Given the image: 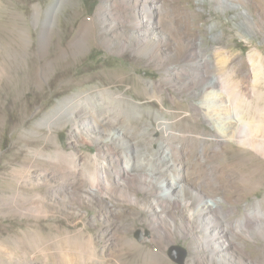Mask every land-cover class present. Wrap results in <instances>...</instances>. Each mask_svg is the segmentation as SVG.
<instances>
[{"label": "rangeland", "instance_id": "374dc122", "mask_svg": "<svg viewBox=\"0 0 264 264\" xmlns=\"http://www.w3.org/2000/svg\"><path fill=\"white\" fill-rule=\"evenodd\" d=\"M134 1L0 0V264H176L168 256L174 247L184 249V264H208L198 224L185 221L190 212L172 209L164 215L158 205L164 183L143 189L140 179L126 173L125 156L140 165L136 170L150 171L141 158L153 169L183 176L205 172L212 177L218 164L215 181L227 180L218 195L226 200L221 205L239 211L231 221L257 203L264 212V155L235 141L219 150L214 139L222 124L205 122L192 106L207 100L203 84L218 76L238 98L247 122L264 117V0H157L161 11L152 13L151 34L160 35L161 28L175 41L170 51L162 48L161 61L130 49L121 52L116 29L110 32L105 24L113 20L127 26ZM34 6L42 9L37 25ZM47 10L54 12V38L36 62L45 74L30 76L29 49L37 54ZM13 22L24 25L29 38L24 60L12 65ZM80 30L86 47L75 58L68 43ZM62 49L67 60L49 59ZM253 53L260 55L255 66L249 63ZM205 56L209 61H202ZM151 83L153 98L143 90ZM103 92L113 97L103 99ZM75 95H87L98 108L101 128L86 107L76 110L77 128L60 112L66 106L55 110ZM116 97L125 98L129 107H119ZM102 103L110 110H101ZM109 129L124 130L129 152ZM123 175L127 187L118 184ZM95 186L98 190L91 189ZM248 233L250 238L237 241L252 258L264 260V225L258 229L251 223ZM93 256L104 260L94 263Z\"/></svg>", "mask_w": 264, "mask_h": 264}, {"label": "bare ground", "instance_id": "6f19581e", "mask_svg": "<svg viewBox=\"0 0 264 264\" xmlns=\"http://www.w3.org/2000/svg\"><path fill=\"white\" fill-rule=\"evenodd\" d=\"M233 7L240 9V14L245 15L248 20H253L252 17L241 8V4L235 3ZM131 8H133V10L128 15L127 19L129 20L127 26L121 24L122 21H118V23L117 21L113 20H110L111 22L108 20L105 23L106 26L109 28L110 32L116 29L115 35H118L117 41L120 42V45L124 46L121 47V52L123 50L130 49L134 54L144 55L145 57L151 56V60L156 59V61H161V53H163L162 48H166V50H168V47L169 49L173 48L175 41L171 40V37L161 28L158 29L160 35L151 34V25H156V23L152 20V13L153 11H161L157 0H135ZM41 10L42 9L40 6L33 7V20L36 25L40 21ZM50 14L53 16L54 12ZM50 14L47 10L44 20H42L40 23L41 25L38 34L39 41L37 54L32 47L29 49V61L27 62L28 70L26 72H28L30 76L36 74L38 77H40L43 76V73L45 74V71L41 67H38L39 69L37 71L38 63L36 64V62L37 57L43 55V52H49L53 42V36L55 33L54 18ZM19 15V18H21V14ZM22 15L25 18V15ZM12 27L13 29L11 30V34L13 35V41H15L16 44L14 46H17V48L12 47V55L9 54L8 57H10V62L13 65L24 60V56H26V51L28 49L27 39L29 38V35L26 32L27 28L18 22H13ZM82 33L81 30L77 31V33L68 43V49L70 50L73 57L81 54L86 47L85 42H83L85 39ZM166 35H168V37ZM170 42L173 43L171 44ZM67 55V50L62 49L59 55L58 52L54 53L53 57L49 59H53L54 57L58 56L59 58L62 57V59L67 60ZM259 56V53L251 54L249 56L250 65L255 66V58ZM202 61H209V56H205ZM193 82H196V80ZM217 85H222L223 90H220V92L215 91L214 87ZM154 86V83L148 84V86H143L145 96L149 95L151 98L157 96ZM203 92L207 97V100L201 104L194 103L192 106L196 112H199L202 115L205 122L213 123L214 121L216 123H220L219 125L222 124L221 126L223 128L221 127L220 129H216V134L219 136L214 139V142L219 147V150L222 151L223 146L235 141L236 144L242 147L250 148L264 155V117H261L258 122H247L240 113V108L237 106L238 98L230 92L228 84L224 82L221 77H211L205 84H203ZM195 95H197V93H194V96ZM100 96L103 99H110L113 97L112 93L110 92H103L100 94ZM86 97L87 95H75L74 98H66L55 110L66 106L67 111H58L65 113L71 120H73L74 127L77 128V120L75 119V114H77L76 110L80 107L78 113H82L84 107H86L92 116L94 125L101 128L100 119L97 117V115H99L97 112L98 108H96L92 104L91 100ZM171 98L175 100L174 97ZM243 98L244 100H247L246 97ZM116 99L118 101L117 103L119 107L121 105L123 106V109H127L126 107H129V104L125 98L116 97ZM100 105L102 107L101 110L104 111V108L106 111L110 110L109 103H102ZM115 123L116 122H113L111 124ZM128 124H131V122ZM226 125H228L229 129L231 128L229 132L228 127H225ZM100 128H94L93 130L101 131ZM108 131L112 138H121L119 146L122 147V149H124L126 152H129V149H127V145L129 144L125 142L126 136H124V130H120V134L116 133L113 129H109ZM165 137L168 145L172 147L173 142L169 139L167 133ZM173 151L174 152L171 154L168 149L165 151V153L176 157V153H178L177 148H174ZM214 151L215 154L213 155L216 159L219 157V152L217 150ZM125 158L128 162V165H126V173H128L132 179H140L139 183L143 189H150L151 187L156 185L159 186L160 184L164 183V185H160V200L158 201V205L164 215H169L170 210L172 209L190 212V218L185 221L188 223L193 222L198 224L199 230L202 234V242L204 243L205 248L208 251V255L210 256V261L208 264H212V260L216 255H220L219 259H216V264H264L263 259L252 258L251 253L244 250L246 245H242L241 242L237 241L242 236L250 238V234L248 232L251 223H254L258 229L260 226H262V224L264 225V222L262 223L264 212L261 208V205L257 203V208L252 210L245 209L243 217L236 222H232L230 217L235 215L238 210L234 211L236 208L232 209L230 206L226 209L223 205H221V203L226 202V200L219 198L218 195L219 192L225 188L224 184L226 185L227 180L224 176L225 174L223 173L221 176H224L222 178L224 182L215 181V179H218L215 175L217 173L215 170L219 166L218 164L213 165L212 177L205 172L202 174L190 173L183 176L177 174L179 173L177 170V173L172 174L165 168L153 169L154 165H151L150 161L145 163V160L141 158L137 160H143L145 167L150 166V171H144L145 169L142 168L136 170L138 167H140V165L137 163H133L131 165V161H134L135 159H131L130 156H125ZM174 167L176 166L174 165ZM107 171L108 170L104 167L103 174L107 175ZM120 174L121 173L118 172L117 176ZM123 176L124 178L118 182L120 185L123 184L128 178L127 175ZM97 179H99V176ZM107 183L109 182L106 179V187L108 190H111V185ZM125 185L127 187L128 183L125 182ZM91 189L98 190L97 186ZM90 196L91 195L88 193L86 198L90 199ZM154 205H157V203L154 202ZM90 259L94 263H97L99 260H104V257L101 258L98 256H93ZM100 262L102 263V261Z\"/></svg>", "mask_w": 264, "mask_h": 264}, {"label": "water", "instance_id": "95a60500", "mask_svg": "<svg viewBox=\"0 0 264 264\" xmlns=\"http://www.w3.org/2000/svg\"><path fill=\"white\" fill-rule=\"evenodd\" d=\"M134 237L136 240H141V234L139 231L135 232ZM169 258L176 264H184L186 253L184 249L174 247L168 254Z\"/></svg>", "mask_w": 264, "mask_h": 264}]
</instances>
